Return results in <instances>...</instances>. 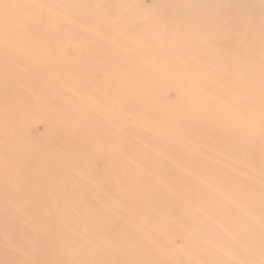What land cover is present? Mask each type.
Masks as SVG:
<instances>
[{"label": "bare ground", "instance_id": "6f19581e", "mask_svg": "<svg viewBox=\"0 0 264 264\" xmlns=\"http://www.w3.org/2000/svg\"><path fill=\"white\" fill-rule=\"evenodd\" d=\"M182 1L150 0L148 15L137 16L131 28L124 21L116 38L111 30L100 33L91 44L93 50L76 48L84 43L90 28L88 23L74 25L67 19L75 6L78 16L86 14L85 5L76 0H54L53 12L47 11L21 29L15 20L28 6L22 5L12 14L4 13L6 6L0 7V21L4 22L0 24V110L10 109L3 114L15 126L11 138L0 144V149L5 148L0 179L19 175L26 182L25 195L34 193L29 187L34 181L40 189L51 187L57 179L65 183L56 193L66 194L75 177L89 186L103 183L109 189L114 177L105 175L101 166L106 165L111 149L117 146L116 136L123 130L130 162L138 168L144 162L147 175L154 176V180H140L133 168L119 185L130 183L136 193L126 203L129 222H122L118 231L128 242L108 237L110 251L100 254L98 264L123 262L113 254L117 248L128 253L125 264H168L161 256L195 249L202 227H216L223 219L228 226L229 212L236 209L220 201V213H210L203 202L206 195L242 196L249 184H255V175H260L262 154L253 161V178L238 180L237 185L229 183L202 193L186 178L172 177L178 169L171 171L173 164L188 167L197 182L218 177L208 158L219 151L222 172L231 177L239 169L228 161L232 152L241 150V141L250 143L254 158L264 148V18L253 17L250 10L264 8V0H245L240 18L227 15L231 6L219 4L213 10L224 12L209 24L200 7L196 9V32L189 29H193V16ZM162 10V17L155 14ZM64 12L66 18L61 17ZM231 17L233 22H228ZM36 21L41 25L34 32L30 24ZM184 26L188 28L185 32ZM207 31L213 34L211 41L202 39ZM174 33H189V37L176 39ZM233 50L240 57L233 58ZM240 68L243 80L235 74ZM242 85L243 98L237 95ZM16 93L20 97L10 103ZM103 111L114 112L116 123L111 124ZM39 126L42 132L37 130ZM165 132H173V136H164ZM151 145L154 150L143 149ZM91 148L104 151L101 166L83 171L71 156L79 152L88 158ZM247 162L242 159L238 165L241 172L250 174ZM260 197L261 201L252 204L255 208L239 211L263 222L264 192ZM58 206L56 200L49 203L50 208ZM55 218L69 220L64 213ZM246 225L251 232L252 224ZM4 236L0 230V254L6 255L11 250L2 243ZM8 238L12 245L22 247L7 255L11 264H73L67 258V238L56 227L34 238L31 243L36 249H31V243L24 246L20 236L10 234ZM26 255L31 258H24Z\"/></svg>", "mask_w": 264, "mask_h": 264}, {"label": "rangeland", "instance_id": "374dc122", "mask_svg": "<svg viewBox=\"0 0 264 264\" xmlns=\"http://www.w3.org/2000/svg\"><path fill=\"white\" fill-rule=\"evenodd\" d=\"M76 1L78 5H85L86 14L80 12L78 16L75 11L78 10V8L75 6L73 8L74 10L70 11V18L67 19H69V21L71 20L74 25L78 23L79 25L88 23L90 28L86 32L84 43H80L76 46V48H87L88 50H93L91 44L100 33L111 30L112 34H114L113 38H116L119 34L117 32L124 28L122 25L124 21H127L131 28L137 16H146L150 13V0H146L145 3L144 0ZM244 2L245 0H183L180 4L187 3L188 13L193 16V29H189L196 32V9L199 10L200 7L204 8L205 14L202 17L205 22L209 24L213 22V20L216 21L215 18L222 16L220 13L224 12L218 11L217 13L216 9L213 10L217 5L221 4L224 7L231 6V10L227 15L230 14L232 17L240 18V16L244 14ZM22 5H27L28 10L17 12L18 15L15 24L19 29L26 25L27 22L29 23L30 21L40 19L47 11L53 12L55 7L54 0H4L0 2V7L6 6L5 14H12ZM250 10L253 17L262 15L264 18V8L254 9L253 6ZM155 14L162 17L164 12L163 10L160 12L157 11ZM65 15L64 12L61 14V17L66 18ZM84 15H87L88 19L83 17ZM232 17L228 22H233ZM21 18L25 19L22 25L19 24ZM3 23V21H0V24ZM40 25L41 24L37 21L31 22L30 26L32 28L30 30L36 32ZM160 27L161 25L159 23L157 28L160 29ZM14 28L16 29V27ZM97 28H100L101 31H98ZM187 29L188 28L184 26L183 32ZM227 34L229 35L230 33L227 32ZM174 36L176 39L184 40L189 37V33H174ZM196 37H199V35L196 34ZM212 38L213 34L210 31L202 33L203 40L206 39L211 41ZM88 46L90 48H88ZM232 52L233 58L240 57L239 51L233 50ZM240 71H242V68L236 69L235 74L243 80L244 75ZM200 82L206 83V81L203 80H200ZM244 93L245 90L242 85V88L237 91V95L243 98ZM19 97V93L13 94L10 103L14 104V101ZM6 111L9 112L10 109L6 108L5 110H0V144L5 140H9L12 132L15 131V126L11 124L12 120H10L7 115L4 116L3 114ZM103 113L111 124L116 123L114 112L108 113L107 111H103ZM37 130L42 132V127L39 126ZM123 134L125 135L124 130L123 133H120V137L116 136V141L118 142L117 146H113V149H111L108 155L109 158L104 162L106 164L105 166H101L100 163L104 151H97L91 148L88 151V158H83L79 152L73 153L71 159L76 161L83 171L97 169L100 165L105 175H112L114 178L113 185L107 189L103 183L89 186V182H82L80 177H75L71 180L70 188L66 191V194H70L67 196L70 200L66 205L65 192L56 193L60 185L65 183L62 179L53 180L50 185L51 187L42 186L40 189L37 188V182L34 181L32 185H29V187L34 190V193L25 195L23 190L26 188V182H22L19 175L16 174L11 176L9 180H7L4 175L2 176L0 179V230L5 234L2 243L10 249L11 252L6 253V255L0 254V264H11V259H8L7 255L16 253L22 249V247L14 246L10 243L8 238L10 234L20 236L24 239L23 245L29 244L30 246L34 238L45 236L50 232L52 227H56L59 233L64 234L67 238L64 241V245L67 246V250L69 251L67 253V258L71 259L73 264H98L101 262L100 254H106L110 251L109 240H107L110 236L114 235V238L117 237L119 242H128L118 231L121 228L122 222H129L131 215L126 203H128L136 193L132 190V184L130 183H125L122 188L119 185L123 183V179H126V175L132 171L133 168H135L134 173L138 174L140 180H145L146 178L151 179V177L147 175L148 166L144 162L139 165V168L130 162V157L128 156L131 155V153L125 147L126 143H124ZM164 136H173V132H165ZM240 144L241 150L232 152L233 156L230 158V161H228V164L239 169V171L234 173L233 176L231 175V177L222 172L221 166H223L224 163L221 151L208 158L209 162L215 167L218 177L206 182H197L191 170L186 166L177 164L170 166L169 169L171 171L174 168H178L177 174L172 173V177H178V180L186 178L187 182L193 183L194 186L199 188V192L201 191L204 193L209 192L211 189H216L218 186L225 187L228 186L229 183L237 185L238 180H246L249 177L253 178V161L258 159L262 154V163L258 165L260 175H255L253 178L255 184H249V186L244 189V195L239 197L233 196V198H225L222 195L217 197L206 195L203 201L206 204L205 207L211 210L210 213H220V208L222 207L220 201L235 208L236 211L229 212L230 221L228 226H224L225 219H223L220 225L216 227H202L200 233L203 232V234L199 233L198 237L200 242L196 244L195 249H191V251H188L186 254L174 253L170 257H166L165 254L161 256L168 261V264H264V221H255L247 217L246 213L239 211L242 207L253 209L255 206L252 204L261 201L260 195L264 192V148L258 152L257 158H254L250 143L241 141ZM3 146H5V144H3ZM151 146L143 149H149L150 151L154 150V147L152 146V148ZM247 149L250 150L248 156L245 154ZM4 152L5 148L0 149V166L3 165L5 159ZM164 157L168 158V156L165 155ZM242 159L245 160V162L247 160L248 166L252 168L250 174L240 171L238 164L241 163ZM145 160L146 159H144V161ZM59 172L60 171L56 173L58 177L60 176ZM48 179L49 171L47 172L46 182H48ZM151 180H154V176ZM51 200H56L60 203V206L50 208L49 203ZM37 208H39V210H37ZM261 208L262 207L257 204V210L259 212L262 211ZM58 213H61V215L64 213L69 217V220L64 222L59 221L55 218ZM247 222L252 224L251 232H249L247 228ZM231 223H233V226H231ZM159 229H161L160 226ZM193 233V237L196 239V228L193 229ZM186 235H189V231L186 232ZM33 243H31V249H36ZM90 247L95 249L93 251H87ZM113 254L123 261L118 264H125V261L128 260V253L120 248L115 249ZM24 258H31V255H26ZM102 260L106 262L105 258ZM130 264L140 263L131 262Z\"/></svg>", "mask_w": 264, "mask_h": 264}]
</instances>
